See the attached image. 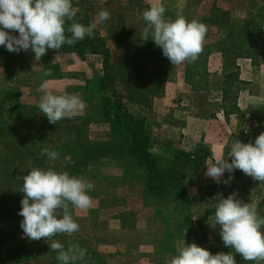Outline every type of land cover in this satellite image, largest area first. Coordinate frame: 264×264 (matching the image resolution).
<instances>
[{
  "label": "rangeland",
  "instance_id": "374dc122",
  "mask_svg": "<svg viewBox=\"0 0 264 264\" xmlns=\"http://www.w3.org/2000/svg\"><path fill=\"white\" fill-rule=\"evenodd\" d=\"M161 2L166 19L183 16L207 26L195 62L174 65L151 37L143 39L142 14L149 0H73L75 19L84 25L95 21L102 9L111 13L109 20L97 24L93 37L109 51L106 61L99 55L81 60L61 49H48L37 61L31 49L16 53L0 46V264H60L50 249L52 240L86 248L78 264H166L184 241L213 255L229 253L233 249L225 247L219 226L211 225L217 194L227 198L237 193L243 203L255 202L264 216L260 181L239 169L225 172L222 181L234 176L229 184L205 176L206 163L215 158L231 162L233 142L254 143L264 132V0ZM234 30L243 31L231 39L244 43V57L226 63L218 46ZM254 42L259 43L257 56L252 53ZM48 70L52 76L45 77ZM105 76L111 80L104 93L91 95L85 89L84 79H93L98 91ZM45 80L55 94L78 93L86 108L50 123L38 107L43 95L38 89ZM102 96L144 121L160 168L172 166L177 154L208 152L200 173L211 194L208 201L159 197L151 191L146 169L131 154L128 129L104 117ZM242 134L252 135L247 139ZM43 148L59 152V158L49 161L40 155ZM35 167L83 175L94 183L89 192L93 206L73 209L80 228L71 236L33 241L24 235L19 215L25 195L20 191L22 177ZM194 168L193 163L180 166L190 196L198 192L192 184ZM233 254L237 264H255Z\"/></svg>",
  "mask_w": 264,
  "mask_h": 264
},
{
  "label": "clouds",
  "instance_id": "9594fccd",
  "mask_svg": "<svg viewBox=\"0 0 264 264\" xmlns=\"http://www.w3.org/2000/svg\"><path fill=\"white\" fill-rule=\"evenodd\" d=\"M149 4L142 14L146 21L143 39L151 37L174 65L195 62L203 51L207 26L197 19L189 21L183 16L166 19V8L161 0H149ZM77 11L73 0H0V46L16 53L31 49L39 61L48 49L74 46L85 36L93 38L97 24L111 18V13L102 9L95 21L84 25L75 19ZM66 21H71L67 27ZM16 32L18 36L12 34ZM43 75L50 77L52 71H45ZM49 84L50 81L45 80L38 89L43 93L38 107L50 123L71 118L86 108L78 93L55 94L49 89ZM40 155L55 161L60 154L43 148ZM228 156L231 157L230 163L225 158H215L214 163H206L205 176L218 184H229L234 176L222 181L225 172L234 173L239 169L264 184V132L254 143L233 142ZM22 179L20 191L25 195L19 215L23 217L21 228L27 238L49 240L58 234L71 236L79 231L80 225L73 217V209L88 210L93 206L89 194L94 189L92 181L83 175L40 167L32 168ZM216 198L219 202L215 205L211 225L213 228L219 226L225 247H231L233 251L213 255L195 242L187 245L184 241L166 264H237L233 253L240 254L247 262L264 264V216L259 213L256 203H243L237 198V193L227 198L217 194ZM49 245L51 251L57 253L56 259L60 264H78L87 254V249L79 244L65 247L52 240Z\"/></svg>",
  "mask_w": 264,
  "mask_h": 264
},
{
  "label": "trees",
  "instance_id": "16d2710c",
  "mask_svg": "<svg viewBox=\"0 0 264 264\" xmlns=\"http://www.w3.org/2000/svg\"><path fill=\"white\" fill-rule=\"evenodd\" d=\"M259 20H261L259 18ZM70 21H66V27L70 25ZM261 27H255V29H260ZM252 30V28H251ZM246 32V31H245ZM262 32V30H261ZM239 33H243V31H231L230 39L225 40V43H222L218 46V51L223 53L224 59L230 62L229 60H236L237 58L244 57L242 52V46L244 43L231 39V37L239 36ZM259 44V43H258ZM258 44L254 42L253 44V54L257 56L258 53ZM255 48V49H254ZM61 50L68 52L69 54L76 55L81 60H85V58L89 55H99L104 58L108 57V50L105 48V45L101 44L99 40L96 38H88L85 36L83 40L78 41L74 46H62ZM208 52L211 51V48H208ZM217 51V50H216ZM206 52V53H208ZM213 53V51H211ZM252 57H254L252 55ZM203 58V57H202ZM107 69L105 68V71ZM109 76H105L99 84L98 91L95 90L93 86V79H84L85 89L93 95L94 92L104 93L108 89V83L110 81ZM230 80V86L232 85V81ZM111 97L102 96V101L104 104L103 115L106 119H109L113 124L118 125L120 127L126 128L127 132L130 135L129 147L131 154L136 157L137 162L144 166L146 172L148 174V180H150L149 189L154 191L156 195L159 197L167 196L176 197L178 199H188L190 201H208V197H211V194L208 192V186L204 185V179L201 176L203 161L209 157V153H200L197 152L194 155H184L177 154L176 162L172 166H168L167 168H160L158 166V162L153 157L150 146L152 143V138L147 134V131L144 128V121L136 118L133 115H130L124 111H120L121 107L115 106L116 102H113ZM261 114L257 115V119L262 123ZM252 134H242L243 137L248 139ZM244 141V140H243ZM244 143H248L245 139ZM187 165L189 163H193L195 165L193 177L194 184L198 190V192L192 196L188 195L187 185L183 184V181L186 178V173L180 176L181 164ZM207 216L209 215L208 211H206ZM207 216L205 218H207ZM205 220V219H204ZM202 223V222H201ZM204 230V227H201Z\"/></svg>",
  "mask_w": 264,
  "mask_h": 264
}]
</instances>
